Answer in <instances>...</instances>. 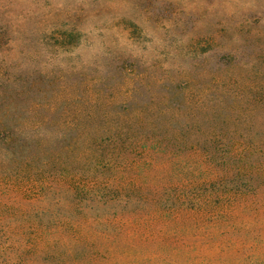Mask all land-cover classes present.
I'll use <instances>...</instances> for the list:
<instances>
[{
	"label": "trees",
	"instance_id": "trees-1",
	"mask_svg": "<svg viewBox=\"0 0 264 264\" xmlns=\"http://www.w3.org/2000/svg\"><path fill=\"white\" fill-rule=\"evenodd\" d=\"M5 21L0 264H264V74L232 60L220 76L116 62L108 85L73 64L22 73Z\"/></svg>",
	"mask_w": 264,
	"mask_h": 264
},
{
	"label": "rangeland",
	"instance_id": "rangeland-1",
	"mask_svg": "<svg viewBox=\"0 0 264 264\" xmlns=\"http://www.w3.org/2000/svg\"><path fill=\"white\" fill-rule=\"evenodd\" d=\"M0 5L11 62L22 73L73 64L94 70L108 85L116 62L152 73L149 63L172 69L174 63L202 61L220 76L232 60L264 74V0H0ZM161 74L171 77L155 76ZM123 77L128 86L122 92L137 84L136 75L116 79ZM142 79L146 86L135 92L145 100L154 88Z\"/></svg>",
	"mask_w": 264,
	"mask_h": 264
}]
</instances>
